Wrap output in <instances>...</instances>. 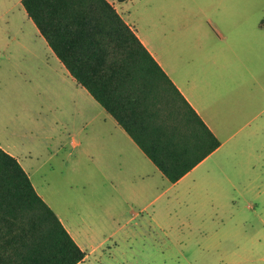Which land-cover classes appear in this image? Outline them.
Returning a JSON list of instances; mask_svg holds the SVG:
<instances>
[{"label":"rangeland","instance_id":"1","mask_svg":"<svg viewBox=\"0 0 264 264\" xmlns=\"http://www.w3.org/2000/svg\"><path fill=\"white\" fill-rule=\"evenodd\" d=\"M16 1L0 0V140L80 230L93 250L88 262L264 264V167H251L253 154H264V97H241L244 117L232 140L183 185L121 195L109 182L105 143L95 139L97 109L42 47L26 46L32 38ZM256 18L264 25V13Z\"/></svg>","mask_w":264,"mask_h":264},{"label":"trees","instance_id":"2","mask_svg":"<svg viewBox=\"0 0 264 264\" xmlns=\"http://www.w3.org/2000/svg\"><path fill=\"white\" fill-rule=\"evenodd\" d=\"M77 83L170 182L221 144L107 0H22ZM86 252L0 147V264H77Z\"/></svg>","mask_w":264,"mask_h":264},{"label":"crops","instance_id":"3","mask_svg":"<svg viewBox=\"0 0 264 264\" xmlns=\"http://www.w3.org/2000/svg\"><path fill=\"white\" fill-rule=\"evenodd\" d=\"M107 1L135 31L175 87L221 142L178 181L170 182L115 118L77 83L28 15L22 0H17L24 11L25 28L32 38L26 46L42 47L43 52L56 62L59 71L69 77L78 92L97 109L100 124L95 122L97 128L100 127V134L95 139L105 143L109 182L122 192L121 195L126 192V196L132 198L160 182L170 183V188L182 184L232 140L235 128L244 117L241 97L246 94L264 97V25H259L257 18L253 19L264 13V0H203V7L199 0ZM256 132L253 129L251 134L256 135ZM68 143L74 150L82 145L76 139H70ZM0 147L18 159L38 194L86 252L84 260L77 264H90L88 260L93 250L87 251L80 241L83 239L80 230L67 223L48 201L44 186L37 185L33 179L32 167L24 163L15 147L1 140ZM253 155L257 161L251 167L256 171L258 165L264 167V154Z\"/></svg>","mask_w":264,"mask_h":264}]
</instances>
